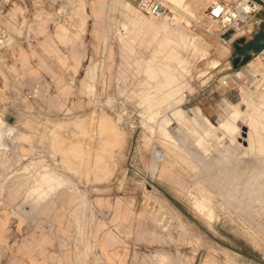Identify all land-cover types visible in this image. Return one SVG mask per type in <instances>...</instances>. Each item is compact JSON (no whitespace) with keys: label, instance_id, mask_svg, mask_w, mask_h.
I'll use <instances>...</instances> for the list:
<instances>
[{"label":"rangeland","instance_id":"rangeland-1","mask_svg":"<svg viewBox=\"0 0 264 264\" xmlns=\"http://www.w3.org/2000/svg\"><path fill=\"white\" fill-rule=\"evenodd\" d=\"M154 1L0 0V264H264V10Z\"/></svg>","mask_w":264,"mask_h":264},{"label":"built area","instance_id":"built-area-1","mask_svg":"<svg viewBox=\"0 0 264 264\" xmlns=\"http://www.w3.org/2000/svg\"><path fill=\"white\" fill-rule=\"evenodd\" d=\"M138 7L155 19L164 17L167 12V7L161 1L140 0ZM263 10L264 0H237L233 3L215 0L210 5L208 15L221 29V36L234 31L238 35L235 39H239L252 32L255 18ZM222 84L226 85L227 79H222Z\"/></svg>","mask_w":264,"mask_h":264},{"label":"water","instance_id":"water-1","mask_svg":"<svg viewBox=\"0 0 264 264\" xmlns=\"http://www.w3.org/2000/svg\"><path fill=\"white\" fill-rule=\"evenodd\" d=\"M235 35L234 31H229L221 36V39L223 41L231 42L233 43L235 49L239 52V55L233 59V64L235 68H238L239 66L246 65L252 58V54L250 52L246 53L245 55L241 56V50L244 46L247 45V39L246 37H241L239 39H235V41H231L233 36ZM254 46L259 49V44L256 42ZM243 137H247V128H243Z\"/></svg>","mask_w":264,"mask_h":264},{"label":"bare ground","instance_id":"bare-ground-1","mask_svg":"<svg viewBox=\"0 0 264 264\" xmlns=\"http://www.w3.org/2000/svg\"><path fill=\"white\" fill-rule=\"evenodd\" d=\"M213 1H215V0H212V2ZM225 1H227V0H225ZM230 1H232V0H228V2H230ZM235 1H237V0H235ZM211 2V3H212ZM211 3H210V5H211ZM164 4V3H163ZM167 7V6H166ZM206 6L205 5H203V3L202 2H199V8H200V14H205V11H208L209 12V10H207L206 8H205ZM206 9V10H205ZM169 11V12H168ZM172 12H171V10H167V12H166V14H165V17H166V15L168 14H171ZM205 15H207L208 16V18H209V15L208 14H205ZM210 19V18H209ZM211 20V19H210ZM171 21L173 22V23H176V20L172 17L171 18ZM212 21V20H211ZM215 24V22H213L212 21V25H214ZM176 26V25H175ZM238 35L236 34V35H234L233 36V38L232 39H235L236 37H237ZM221 38V37H220ZM222 40V39H221ZM190 45V44H189ZM249 63V62H248ZM247 63V64H248ZM246 64V65H247ZM252 86V85H251ZM1 95H3V90L0 88V96ZM241 133H243V131L241 132ZM247 137H248V132H247ZM247 137H243L242 136V134H240V136L238 137L239 138V143H241L243 146H247V144H248V142H247ZM240 176V175H239ZM251 176V175H250ZM238 179V178H237ZM239 181V180H238ZM243 181V180H242ZM252 208V207H251ZM263 214V213H262Z\"/></svg>","mask_w":264,"mask_h":264},{"label":"flooded vegetation","instance_id":"flooded-vegetation-1","mask_svg":"<svg viewBox=\"0 0 264 264\" xmlns=\"http://www.w3.org/2000/svg\"><path fill=\"white\" fill-rule=\"evenodd\" d=\"M256 42H258V44H259V48L261 47V43H260V41L259 40H255L253 43H251V48H248V50H247V47H243V49L241 50V56H243V55H245L246 53H248L251 49H257L255 46H254V44L256 43ZM250 49V50H249Z\"/></svg>","mask_w":264,"mask_h":264},{"label":"crops","instance_id":"crops-1","mask_svg":"<svg viewBox=\"0 0 264 264\" xmlns=\"http://www.w3.org/2000/svg\"><path fill=\"white\" fill-rule=\"evenodd\" d=\"M250 137H251V131H248V137H247V139L249 140Z\"/></svg>","mask_w":264,"mask_h":264},{"label":"trees","instance_id":"trees-1","mask_svg":"<svg viewBox=\"0 0 264 264\" xmlns=\"http://www.w3.org/2000/svg\"><path fill=\"white\" fill-rule=\"evenodd\" d=\"M262 46V45H261ZM260 48H262V47H260Z\"/></svg>","mask_w":264,"mask_h":264}]
</instances>
